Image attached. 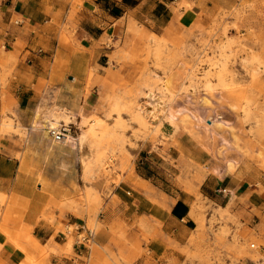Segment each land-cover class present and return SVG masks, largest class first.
<instances>
[{
    "label": "crops",
    "instance_id": "1",
    "mask_svg": "<svg viewBox=\"0 0 264 264\" xmlns=\"http://www.w3.org/2000/svg\"><path fill=\"white\" fill-rule=\"evenodd\" d=\"M234 7L244 15L242 34L264 32V0H0V116L12 121L7 126L0 120V193L12 195L15 206L24 210L9 227L25 229L11 231V238L26 246L32 237L53 248L50 264H114L110 254L118 251L111 226L121 224L127 228V243L120 245L122 264L181 261L180 247L195 225L192 199L155 187L136 166L109 184L96 216L102 224L93 236L96 248L73 244L70 254L61 253L67 243L61 226L86 225L87 212L45 207L75 195L82 188L83 170L80 146L79 151L70 143L55 153L50 150L47 125L79 122L103 104L104 96L118 93L133 78L135 64L151 59L142 58L150 38L179 44L178 32L207 27L221 10ZM69 106L78 107L77 115L69 114ZM138 183L143 189L136 188ZM242 188L229 175L216 180L206 175L199 192L220 207L245 197L257 207L261 196ZM138 219L146 230L130 228ZM1 222L0 215V264H22L24 251L8 241V225L1 228Z\"/></svg>",
    "mask_w": 264,
    "mask_h": 264
},
{
    "label": "rangeland",
    "instance_id": "2",
    "mask_svg": "<svg viewBox=\"0 0 264 264\" xmlns=\"http://www.w3.org/2000/svg\"><path fill=\"white\" fill-rule=\"evenodd\" d=\"M242 10H221L209 26L183 29L177 33L179 44L155 37L147 41L142 58L151 59L135 64L133 78L118 93L104 96L103 104L93 106L79 122L72 119L78 128L72 129L69 145L75 151L80 146L82 188L55 205L49 202L46 209L85 210L86 226L97 234L102 224L96 216L109 184L118 183L136 166L143 178L175 198L190 195V206L196 208L195 225L180 247L178 264H264V32L242 34ZM149 94H159L169 104L165 112H155V119L142 112ZM77 111L69 106L71 116ZM0 120L2 125L12 124L5 114ZM163 121L171 126H163ZM206 175L215 180L229 175L245 194L260 195L259 205H251L248 197L224 207L215 205L199 192ZM143 178L139 183L147 184ZM139 183L136 188L143 189ZM224 193L230 197V190ZM23 211L12 195L0 193L1 228L7 224L11 229L10 223L20 220ZM135 227L146 230L141 219L130 226ZM7 229L8 241L26 255L22 264H50L53 248L32 237L23 246L11 238V231L25 229ZM73 229L60 228L67 237L64 255L75 244ZM126 229L111 226L118 251L117 256L110 254L114 264L125 260L120 245L127 243ZM147 235L142 233V239Z\"/></svg>",
    "mask_w": 264,
    "mask_h": 264
},
{
    "label": "bare ground",
    "instance_id": "3",
    "mask_svg": "<svg viewBox=\"0 0 264 264\" xmlns=\"http://www.w3.org/2000/svg\"><path fill=\"white\" fill-rule=\"evenodd\" d=\"M147 100L149 103L145 107V109L142 111L145 115H147L149 118L155 119V112L161 111L162 113L165 112L169 108V104L165 103L161 100L159 94H149L147 96ZM68 124H76V123H68ZM64 124V125H68ZM61 126V125H60ZM58 127H50L49 131L51 129H57ZM47 132V133H48ZM48 143L50 145V150L55 153L56 151H60L67 143L69 144V138L73 137L71 136V133H68L64 135V137L61 140H55L51 134L49 133ZM83 136L79 137V140H82ZM228 195V193H226Z\"/></svg>",
    "mask_w": 264,
    "mask_h": 264
},
{
    "label": "built area",
    "instance_id": "4",
    "mask_svg": "<svg viewBox=\"0 0 264 264\" xmlns=\"http://www.w3.org/2000/svg\"><path fill=\"white\" fill-rule=\"evenodd\" d=\"M78 128L76 124L61 125L57 129H51L50 134L55 140H61L64 135L72 133V129ZM77 130V129H76ZM75 232V245L88 248L93 243L94 229L88 228L86 225L73 227ZM68 233V230L66 231Z\"/></svg>",
    "mask_w": 264,
    "mask_h": 264
}]
</instances>
